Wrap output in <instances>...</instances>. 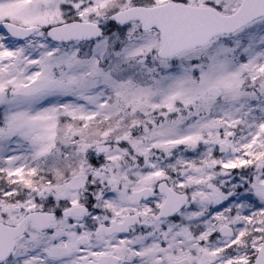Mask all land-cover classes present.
<instances>
[{
  "label": "snow or ice",
  "instance_id": "snow-or-ice-1",
  "mask_svg": "<svg viewBox=\"0 0 264 264\" xmlns=\"http://www.w3.org/2000/svg\"><path fill=\"white\" fill-rule=\"evenodd\" d=\"M0 264H264V0H0Z\"/></svg>",
  "mask_w": 264,
  "mask_h": 264
}]
</instances>
